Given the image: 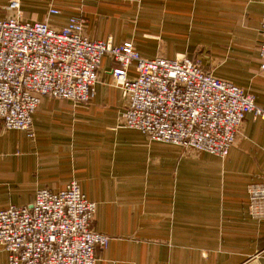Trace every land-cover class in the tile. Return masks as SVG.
Returning a JSON list of instances; mask_svg holds the SVG:
<instances>
[{"label": "crops", "instance_id": "crops-1", "mask_svg": "<svg viewBox=\"0 0 264 264\" xmlns=\"http://www.w3.org/2000/svg\"><path fill=\"white\" fill-rule=\"evenodd\" d=\"M20 10L56 27L81 15L91 38L133 41L147 57L201 53L264 106V0H20ZM109 63L104 56L88 101L43 96L33 137L0 130V207L29 205L38 187L74 178L96 204L92 228L110 238L95 264H264V219L248 209L249 184L264 180V119L247 113L224 157L152 139L121 124Z\"/></svg>", "mask_w": 264, "mask_h": 264}, {"label": "built area", "instance_id": "built-area-1", "mask_svg": "<svg viewBox=\"0 0 264 264\" xmlns=\"http://www.w3.org/2000/svg\"><path fill=\"white\" fill-rule=\"evenodd\" d=\"M7 6L11 14L0 19L1 131L22 129L33 137V113L45 95L88 101L106 55L111 83L124 96L121 124L152 139L224 157L247 113L264 119L255 95L215 75L200 55L147 57L133 41L91 38L81 15L56 27L23 18L20 0ZM261 34L264 75V13ZM248 193L250 215L264 219V180L250 183ZM95 208L77 179L59 189L38 187L29 205L0 207V249L8 264H95V248L105 249L110 240L92 228Z\"/></svg>", "mask_w": 264, "mask_h": 264}, {"label": "rangeland", "instance_id": "rangeland-1", "mask_svg": "<svg viewBox=\"0 0 264 264\" xmlns=\"http://www.w3.org/2000/svg\"><path fill=\"white\" fill-rule=\"evenodd\" d=\"M200 56L202 57V59H203V63L205 62V60H204V58H203V56H202V54L200 53Z\"/></svg>", "mask_w": 264, "mask_h": 264}]
</instances>
